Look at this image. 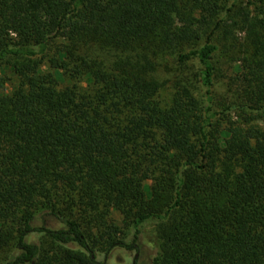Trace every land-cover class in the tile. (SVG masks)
<instances>
[{"label": "trees", "instance_id": "16d2710c", "mask_svg": "<svg viewBox=\"0 0 264 264\" xmlns=\"http://www.w3.org/2000/svg\"><path fill=\"white\" fill-rule=\"evenodd\" d=\"M151 221L150 264H264V0H0V264H107Z\"/></svg>", "mask_w": 264, "mask_h": 264}, {"label": "rangeland", "instance_id": "374dc122", "mask_svg": "<svg viewBox=\"0 0 264 264\" xmlns=\"http://www.w3.org/2000/svg\"><path fill=\"white\" fill-rule=\"evenodd\" d=\"M245 30L241 29V28H233L232 32H231V39H228V42L231 45H235V51L232 55L233 57L237 56V55H241L242 54V50L245 49L246 47V42L247 40H245L246 34L244 32ZM220 36V40L223 41V35L222 33L219 35ZM58 43V41H57ZM231 55V57H232ZM162 63H169L170 65H172L174 68H177L176 66V58L174 56H165L164 58L161 59ZM233 63V62H232ZM2 66H5V64H3ZM220 72H219V76L221 78V82L226 81L228 75L230 74V71L232 70L231 67V61L228 58H225L221 65H220ZM177 73V72H176ZM6 76L8 77L7 83L5 85V88L3 89V92L8 93L10 92L14 86L17 85L18 83V77L16 74H14L9 68L6 69ZM178 74H173L171 72V74L169 73H165L163 72V74H161L162 79H176V77H178ZM224 84L221 83L218 85V91L219 93L216 94V97L218 99L221 100H225L227 99V97H229L228 95V87H226V82H223ZM168 85V84H167ZM163 97H169L170 92L168 89L163 91ZM112 216L115 217V219L117 220L118 223H122L121 219L122 216L119 214V212L117 210H113L112 212ZM155 221H151L148 222L146 224H144L142 226V232L140 234V238H139V248L138 249H133V250H128L122 247H115L109 254V256L107 258H105V254L102 252H99L98 254V259L99 260H106L107 264H150L152 258L155 255L156 252V243H155V238L153 235V231H154V227H155ZM48 225L52 226V227H58L61 224L56 221V220H48ZM30 239L32 241L38 242L39 239V234L38 233H34L30 236ZM127 239H132V234H129ZM135 258H137L136 262H134Z\"/></svg>", "mask_w": 264, "mask_h": 264}]
</instances>
